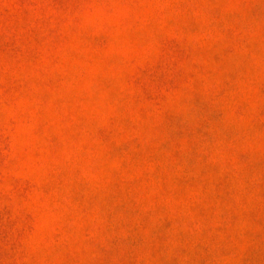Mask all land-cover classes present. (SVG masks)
<instances>
[{"label":"rangeland","instance_id":"obj_1","mask_svg":"<svg viewBox=\"0 0 264 264\" xmlns=\"http://www.w3.org/2000/svg\"><path fill=\"white\" fill-rule=\"evenodd\" d=\"M0 264H264V0H0Z\"/></svg>","mask_w":264,"mask_h":264}]
</instances>
